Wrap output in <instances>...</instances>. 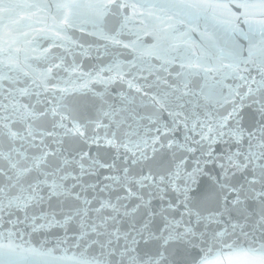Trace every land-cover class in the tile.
<instances>
[{
    "label": "snow or ice",
    "instance_id": "1",
    "mask_svg": "<svg viewBox=\"0 0 264 264\" xmlns=\"http://www.w3.org/2000/svg\"><path fill=\"white\" fill-rule=\"evenodd\" d=\"M0 264H264V0H0Z\"/></svg>",
    "mask_w": 264,
    "mask_h": 264
},
{
    "label": "water",
    "instance_id": "2",
    "mask_svg": "<svg viewBox=\"0 0 264 264\" xmlns=\"http://www.w3.org/2000/svg\"><path fill=\"white\" fill-rule=\"evenodd\" d=\"M86 39H88V38L86 37ZM197 39H198V37H197Z\"/></svg>",
    "mask_w": 264,
    "mask_h": 264
}]
</instances>
